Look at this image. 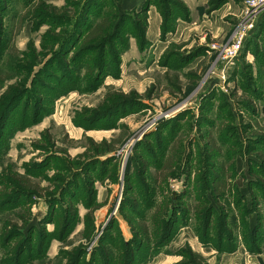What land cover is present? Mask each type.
Returning a JSON list of instances; mask_svg holds the SVG:
<instances>
[{
	"label": "rangeland",
	"instance_id": "obj_1",
	"mask_svg": "<svg viewBox=\"0 0 264 264\" xmlns=\"http://www.w3.org/2000/svg\"><path fill=\"white\" fill-rule=\"evenodd\" d=\"M247 1L0 0V264H128L143 232L132 264H264V11ZM108 13L115 36L86 49ZM15 178L37 192L17 200Z\"/></svg>",
	"mask_w": 264,
	"mask_h": 264
},
{
	"label": "trees",
	"instance_id": "obj_2",
	"mask_svg": "<svg viewBox=\"0 0 264 264\" xmlns=\"http://www.w3.org/2000/svg\"><path fill=\"white\" fill-rule=\"evenodd\" d=\"M115 15V14H114ZM46 22H48V21H46ZM116 22H117V20L115 19V16H112V14H110V13H108V14H106V15H104V16H102V18L100 19V21L98 22V24H96L93 28H91V30H90V32H91V34H90V36L92 37H94V40H96L97 42H95V44L94 45H92V46H89L88 44V46L86 47V49H90V51H96L95 49L96 48H99V47H97V46H100V48H102L103 46H105L106 45V43H107V41H105V40H107V39H109V37H114L115 36V34L113 33V28H114V26H115V24H116ZM89 36V37H90ZM144 36H145V30L142 28V35H141V37H140V42H143V39H144ZM113 38H111V40H112ZM110 40V39H109ZM99 44H101V45H99ZM103 45V46H102ZM105 55V58H106V56H107V54H104ZM192 58H195V57H192ZM108 60L109 59H105V65H104V67H106V66H108V64L106 65V63H108ZM92 67V66H91ZM107 68V69H106ZM105 69H106V71H109L110 70V66L109 67H106ZM105 69H103V70H105ZM102 70V71H103ZM90 73H93V76H95V77H97L99 74H101V69H100V67H92V69L90 70ZM19 99V98H18ZM18 101V100H17ZM20 101V100H19ZM261 143V142H260ZM218 177L216 176V175H214V179L212 180V182H217L218 181ZM15 183H18V185L22 188V189H25V191L23 192L24 194H22L21 196H19L18 198H17V200H19V199H22L23 198V195H26V196H30L31 197V194L29 193V192H32L33 190H35V193L37 192V189H33V187L32 186H30V184H29V181H27V182H25V181H23V180H21V179H19V178H15ZM31 183V182H30ZM217 187V186H216ZM211 193H212V195L213 196H215V197H219L220 195L218 194V191L216 190V188H212L211 189ZM12 201H10L9 203H11ZM9 203H6V204H9ZM155 207L156 206H154V208L153 209H155ZM68 208H66V210H67ZM55 211V210H54ZM53 211V212H54ZM158 211H160V217H158ZM52 212V213H53ZM157 213V214H156ZM165 213H166V209L164 210H161L160 208L157 210V211H153V218H152V220H153V222H154V224L155 225H153L154 227H158L160 230L161 229H163L165 226H166V222L168 221V223H169V219L167 218V217H165ZM213 216V215H212ZM89 219H90V221H92V217H90L89 216ZM208 224H209V222H208ZM209 226H210V224H209ZM207 227L206 228V231H205V233H204V235H206L207 236V234H208V232H209V229H210V227ZM172 228V227H171ZM248 230V229H247ZM260 229H257L256 228V230H248L249 231V235L250 236H253V239H254V242H257V236L259 237V233H260V231H259ZM169 231V233H171L172 232V229H170V230H168ZM169 233H168V235H169ZM146 232H143V233H137V236H140V240L139 239H137V241L135 242L134 240L133 241H131L130 243L128 242V243H125L124 244V248L122 247V250L123 251H125V250H127V249H129V251H130V253H131V258H132V260H131V262H129L128 264H132V262L134 261V258L136 257L135 256V253L136 252H138V251H140L141 249H142V247H144V245H146L147 243H148V238L146 237ZM144 235V236H143ZM167 235V236H168ZM213 236L215 237V238H217V239H220V243H219V246L220 247H223V246H226V245H230V244H232L233 243V241L234 240H231V241H228V236H227V234L226 233H224V232H222V233H215V230H214V233H213ZM146 237V238H145ZM163 237V236H162ZM259 239V238H258ZM136 243V244H135ZM163 243V238L159 241V242H155L154 243V250H152L151 251V253H150V255H155L156 253H158L159 252V249L157 248V247H159V246H161V244ZM132 244H134V245H132ZM258 244V243H257ZM158 245V246H157ZM248 246V248H249V245H247ZM249 250L252 252V253H256V252H259V247H258V249H250L249 248ZM127 253H129V252H127ZM150 257L148 256L147 258H144V259H140V261H142V263L141 264H148L149 263V261H150ZM190 259H193V260H189L190 261V263L189 264H202L203 262V258L202 257H200V256H198V255H194V254H192V257L190 258ZM126 264H127V262H126Z\"/></svg>",
	"mask_w": 264,
	"mask_h": 264
},
{
	"label": "built area",
	"instance_id": "obj_3",
	"mask_svg": "<svg viewBox=\"0 0 264 264\" xmlns=\"http://www.w3.org/2000/svg\"><path fill=\"white\" fill-rule=\"evenodd\" d=\"M262 11H264V0H248L247 5H246V15L248 17L256 18L258 14H260ZM253 22H249L246 26L245 29L249 32L251 28H253ZM244 29V30H245ZM244 32V31H243ZM243 32L238 36L236 42L232 45L233 48H238L242 41H241V35H243ZM230 51V48L228 49ZM227 51V52H228Z\"/></svg>",
	"mask_w": 264,
	"mask_h": 264
},
{
	"label": "crops",
	"instance_id": "obj_4",
	"mask_svg": "<svg viewBox=\"0 0 264 264\" xmlns=\"http://www.w3.org/2000/svg\"><path fill=\"white\" fill-rule=\"evenodd\" d=\"M152 21V22H151ZM150 21L151 24H153L154 28L157 26V18L156 16H153L152 20Z\"/></svg>",
	"mask_w": 264,
	"mask_h": 264
}]
</instances>
